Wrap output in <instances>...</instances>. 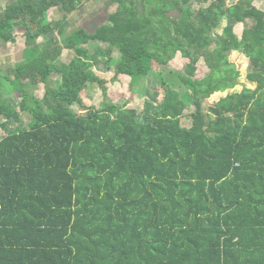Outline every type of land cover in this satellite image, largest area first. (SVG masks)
<instances>
[{"label":"trees","instance_id":"1","mask_svg":"<svg viewBox=\"0 0 264 264\" xmlns=\"http://www.w3.org/2000/svg\"><path fill=\"white\" fill-rule=\"evenodd\" d=\"M91 1L0 0V48L25 39L23 60L0 74V118L16 121L0 138V264H264V10L256 0H114L94 33L70 32ZM52 9L63 18L48 21ZM65 50L74 56L60 63ZM115 50L117 76L134 88L155 76L165 89L142 121L92 72ZM178 54L189 60L183 96L158 68ZM236 54L249 62L245 83ZM201 60L210 72L194 79ZM28 83L44 84V98ZM92 85L103 108L72 112L87 109Z\"/></svg>","mask_w":264,"mask_h":264},{"label":"rangeland","instance_id":"2","mask_svg":"<svg viewBox=\"0 0 264 264\" xmlns=\"http://www.w3.org/2000/svg\"><path fill=\"white\" fill-rule=\"evenodd\" d=\"M4 2L3 6H5ZM197 9L200 5L193 1L192 3ZM255 6L264 10V0H256ZM118 6L114 4V0H92L91 2L86 3L80 10L70 16L71 25L68 29L70 32L76 28H84L89 33H94L96 29L107 22V17L110 13L117 11ZM170 16L180 17L178 12H172ZM63 18V14L57 9H52L49 13L48 21H58ZM233 24V21H226V24ZM222 29V28H221ZM244 30V25L239 24L235 28V32L239 37H241ZM220 31L217 30L212 34V46L217 47L219 45ZM66 40V36L60 38V41L63 43ZM24 36L18 34L16 44H8L0 48V74L3 77H6L8 70L15 68V66L23 60L22 54L25 49L24 46ZM95 45V44H94ZM93 46V45H92ZM74 56V53L70 50H65L64 54L60 59V63H69ZM120 53L118 50H115L113 54V59L110 62H106V59H102L101 64L97 65L92 69V72L95 73L100 79L105 81V87L108 89L109 98L115 105L120 107H125L126 109L136 110L139 114V121L145 119L151 110L158 106L164 99L165 89L162 87L161 82L158 77L150 76L147 77L142 86L132 87L130 85V78L124 75H116V62L120 58ZM233 62L237 65L238 69L242 72L241 83H245V71L248 65V60L243 58V56L234 55ZM189 60L181 57L180 54L176 56L167 66H159V71L163 72L165 75L169 86L177 91L181 96L188 93V89L182 82L178 74H184L185 67L188 64ZM197 73L193 77L194 79H203L205 78L210 70L205 64L204 60H201L197 64ZM13 79V76L11 75ZM59 76L57 72L54 71V80L55 83L59 81ZM28 81H24L27 83ZM5 88L8 90L7 100L15 106L16 109H19V103L21 101V95L19 92H14L11 90L13 86L9 84H4ZM27 88L31 94L36 96L39 99H43L46 93V87L44 84H39L34 87L29 83ZM14 92V93H12ZM83 99L87 107L86 110H82L80 106L73 105L71 111L78 114L89 113L90 110H101L103 108V102L105 101L102 90L98 85H92L89 89L84 92ZM193 108L190 107L187 111V114L191 112ZM22 121L25 123V126L28 127V124L31 121V117L26 114H21ZM2 124L6 123V127H0V138L6 137L8 131L15 128V120H8L7 118H0ZM192 120L189 118H184L182 124L185 127H190Z\"/></svg>","mask_w":264,"mask_h":264},{"label":"crops","instance_id":"3","mask_svg":"<svg viewBox=\"0 0 264 264\" xmlns=\"http://www.w3.org/2000/svg\"><path fill=\"white\" fill-rule=\"evenodd\" d=\"M102 1H104V0H102Z\"/></svg>","mask_w":264,"mask_h":264}]
</instances>
